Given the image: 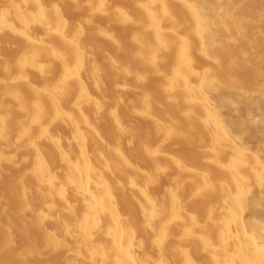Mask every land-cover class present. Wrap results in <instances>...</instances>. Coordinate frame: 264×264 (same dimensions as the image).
Segmentation results:
<instances>
[{
    "label": "bare ground",
    "instance_id": "obj_1",
    "mask_svg": "<svg viewBox=\"0 0 264 264\" xmlns=\"http://www.w3.org/2000/svg\"><path fill=\"white\" fill-rule=\"evenodd\" d=\"M45 1L0 0V264H264V0Z\"/></svg>",
    "mask_w": 264,
    "mask_h": 264
},
{
    "label": "rangeland",
    "instance_id": "obj_2",
    "mask_svg": "<svg viewBox=\"0 0 264 264\" xmlns=\"http://www.w3.org/2000/svg\"><path fill=\"white\" fill-rule=\"evenodd\" d=\"M45 1V0H44ZM47 1V0H46ZM45 1V2H46ZM60 1V0H59ZM62 1H64L65 2V4L67 5V6H69L70 8H71V6H72V2H71V0H62ZM131 4V0H117L115 3H107L106 5H105V10H109V11H111V10H114V9H116V7H118V6H121V5H125V6H127V5H130ZM66 17H67V19L68 20H74L73 18H72V15L70 14V13H67L66 15H65ZM109 28H111V27H109ZM72 30H74V27H72L71 28ZM84 47L86 48V49H91V47H92V45H91V43L90 42H86L85 43V45H84ZM0 52H2V54H3V52H7V50L4 48V47H2V44H0ZM3 49H4V51H3ZM4 53V54H5ZM101 54H95V58H99V57H101L100 56ZM105 82H107V83H105V86H104V89L105 90H107L108 92H107V94H108V96H110V95H112V91H111V81L110 80H106ZM97 95L99 96V94L97 93ZM128 119V120H127ZM130 118H123V120H124V122H127V123H129L130 122V120H129ZM243 137V139H244V141H245V143H246V141H247V144L248 145H254L255 144V141H253V140H250L249 138H248V136H247V138H246V135H243L242 136ZM247 139V140H246ZM249 142V143H248ZM254 142V143H253ZM129 155H131L132 156V154H130L129 153ZM155 192H157V190H155ZM263 219H264V216H263ZM249 221L252 223V220H251V218H249Z\"/></svg>",
    "mask_w": 264,
    "mask_h": 264
}]
</instances>
